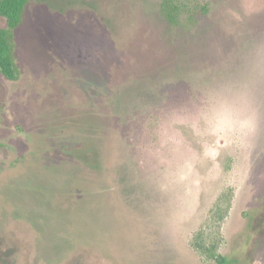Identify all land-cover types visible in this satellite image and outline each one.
<instances>
[{
    "label": "rangeland",
    "instance_id": "1",
    "mask_svg": "<svg viewBox=\"0 0 264 264\" xmlns=\"http://www.w3.org/2000/svg\"><path fill=\"white\" fill-rule=\"evenodd\" d=\"M179 1L191 29L162 0L31 1L0 264H264V0Z\"/></svg>",
    "mask_w": 264,
    "mask_h": 264
},
{
    "label": "trees",
    "instance_id": "2",
    "mask_svg": "<svg viewBox=\"0 0 264 264\" xmlns=\"http://www.w3.org/2000/svg\"><path fill=\"white\" fill-rule=\"evenodd\" d=\"M32 0H0V16L5 19L6 26L0 28V74L8 81L15 82L21 77L17 62L16 33L23 25L26 11ZM204 12V9L202 10ZM161 13L172 27L193 28L198 22V13H191L179 0H162ZM0 101V105H1ZM2 107L0 108V115ZM223 198V196H221ZM220 198L217 206L224 200ZM227 264L225 258L217 261Z\"/></svg>",
    "mask_w": 264,
    "mask_h": 264
}]
</instances>
